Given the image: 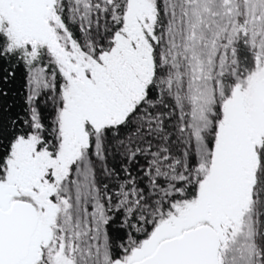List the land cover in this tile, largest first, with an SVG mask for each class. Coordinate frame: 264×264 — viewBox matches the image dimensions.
I'll return each mask as SVG.
<instances>
[{"label": "snow or ice", "instance_id": "obj_1", "mask_svg": "<svg viewBox=\"0 0 264 264\" xmlns=\"http://www.w3.org/2000/svg\"><path fill=\"white\" fill-rule=\"evenodd\" d=\"M0 264H264V0H0Z\"/></svg>", "mask_w": 264, "mask_h": 264}]
</instances>
